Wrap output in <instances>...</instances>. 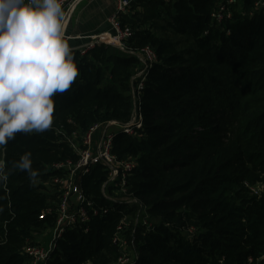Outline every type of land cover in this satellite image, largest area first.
Listing matches in <instances>:
<instances>
[{
	"label": "trees",
	"instance_id": "trees-1",
	"mask_svg": "<svg viewBox=\"0 0 264 264\" xmlns=\"http://www.w3.org/2000/svg\"><path fill=\"white\" fill-rule=\"evenodd\" d=\"M220 1L148 0L161 21L153 28L132 21L131 10L121 18L133 32L128 48L149 46L158 58L140 91L143 128L118 134L113 147L119 159L136 160L129 191L149 216L150 228H134L133 264H264V193L249 189L264 182V14H250L257 0H238L232 19L212 27ZM73 52L80 75L56 95L52 128L17 133L2 150L0 264H29L24 247L52 232L53 165L76 159L65 136L101 122L125 125L135 113L142 63L130 50L98 44ZM26 151L34 182L13 167ZM105 180L101 166L85 177L83 191L103 213L87 233L66 232L47 264L117 263V228L143 211L105 198Z\"/></svg>",
	"mask_w": 264,
	"mask_h": 264
},
{
	"label": "built area",
	"instance_id": "built-area-1",
	"mask_svg": "<svg viewBox=\"0 0 264 264\" xmlns=\"http://www.w3.org/2000/svg\"><path fill=\"white\" fill-rule=\"evenodd\" d=\"M95 0H62V9L65 13L63 19V28L69 25L72 15L83 3H92ZM135 0H114L115 10L108 17V28L104 31L96 33L93 41L88 42L82 47V54L98 44H107L121 50H130L140 62L144 64V69L137 75L139 83L137 84L135 97L137 106L132 120L128 124H120L116 121H108L94 124L88 131L82 134H72L65 136L66 141L70 144L76 154V159L53 165V169L58 174L53 176L51 182V193L57 197L55 206V226L52 230L53 239L49 248L43 245H27L23 249V254L29 259V264H47L52 258L57 248L59 240L68 231H81L87 233L89 231V223L94 216L103 213L97 208L93 201L90 200L83 191L82 183L85 177L89 176L95 166H101L107 173V180L102 184V192L104 197L108 198V189L117 193L115 202L126 204H138L140 212L145 214L147 221L144 224L149 225V216L145 211L142 202L133 196L129 191V179L138 167L134 159H119L113 152L114 140L120 133L127 136H138L139 131L143 128V120L141 111L140 91L143 89L144 82L150 67L157 61L156 52L149 46L141 49L128 48V41L133 36L130 27L123 26L121 18L126 15ZM172 1V0H166ZM238 3V0H221L216 10L212 14V27H221L225 21H229L233 17L232 7ZM264 14V0H257L251 11L254 13ZM114 126L115 129H110ZM110 129V130H109ZM50 211H44L46 216ZM106 213V209H104ZM125 217L117 228V232L113 238V244L116 245L121 252L116 264H133L135 257L127 252L126 247L129 245L125 236L127 224ZM134 244V239H133Z\"/></svg>",
	"mask_w": 264,
	"mask_h": 264
},
{
	"label": "clouds",
	"instance_id": "clouds-1",
	"mask_svg": "<svg viewBox=\"0 0 264 264\" xmlns=\"http://www.w3.org/2000/svg\"><path fill=\"white\" fill-rule=\"evenodd\" d=\"M62 0H0V183L8 180L3 148L17 133L53 126L55 97L80 75L63 32ZM32 153L13 165L34 182Z\"/></svg>",
	"mask_w": 264,
	"mask_h": 264
},
{
	"label": "rangeland",
	"instance_id": "rangeland-1",
	"mask_svg": "<svg viewBox=\"0 0 264 264\" xmlns=\"http://www.w3.org/2000/svg\"><path fill=\"white\" fill-rule=\"evenodd\" d=\"M240 7H242V6L240 5ZM151 9H152V7L149 4L148 0H144V2H142L141 0H136L132 9H130L131 14L134 16V20H132V21H134L135 23L137 22L139 25L141 24V22H146V24L151 26V27L153 25L155 27V25L157 26L158 24H161V21L158 18L154 17V14L151 12ZM78 11H79V8L72 15V18L69 21V25L71 24L74 17H76ZM96 13H97V11H96L94 6H92L91 8H88L87 11H85L84 13L81 14L80 21L82 20V22H83V23L81 22V24L84 25L87 21H89L91 18H93ZM82 15H84V18L82 17ZM76 25L80 26V24L78 22L76 23ZM154 32L157 33L158 35H162V33L157 31L156 29L154 30ZM63 34H64L65 38L68 40V43L70 44L72 49H77L81 45L82 42H86V44L88 42L90 43L91 41H93V37L95 35V34L91 33L90 36L88 35V37L82 36L83 39L78 40V42H76V41H72L71 39H68L69 35L65 32V30H64ZM83 40H85V41H83ZM141 69L142 70L144 69L143 63L139 67V70H141ZM111 128L113 130L115 129L114 126H111L110 129ZM199 132L202 134L205 132V130L201 128V129H199ZM249 189L253 195L260 196L264 193V182H258L257 184L252 185V186L250 185ZM107 196H108L109 200H111V201H115L117 199V197L122 198L121 196H118L117 193H114L113 191H111L109 189L107 191ZM145 221H147L145 214L140 213L137 215L136 214L131 215V217H129V220L127 222V224H129V226L127 227L128 230L127 229L126 230L129 231V229L130 230L132 229V231H131L132 233L130 232L131 234L126 238V239H128V242H129V245L126 247V250H127V252L132 254V258L136 257V249H135L134 244L132 242L134 237H135V235H134L135 229L134 228H136L137 226L143 225V223ZM52 239H53V233L52 232L44 234L42 236V239H41L43 247L49 248V245H50Z\"/></svg>",
	"mask_w": 264,
	"mask_h": 264
},
{
	"label": "crops",
	"instance_id": "crops-1",
	"mask_svg": "<svg viewBox=\"0 0 264 264\" xmlns=\"http://www.w3.org/2000/svg\"><path fill=\"white\" fill-rule=\"evenodd\" d=\"M92 6L95 7L97 13L93 18L82 25V20L80 21L81 14L87 11V9L91 8ZM114 10V0H95L90 4L87 2L83 3L79 7V11L77 12L76 17H74V19L72 20L71 24L64 28L65 32L69 35L68 39L78 42V40L83 39L82 36L88 37V35L90 36L91 33L96 34L101 32V27L105 23H107L108 17L114 12ZM82 17L84 18V15H82ZM77 22L80 24V26L76 25ZM85 45L86 42H82L78 48H82Z\"/></svg>",
	"mask_w": 264,
	"mask_h": 264
},
{
	"label": "water",
	"instance_id": "water-1",
	"mask_svg": "<svg viewBox=\"0 0 264 264\" xmlns=\"http://www.w3.org/2000/svg\"><path fill=\"white\" fill-rule=\"evenodd\" d=\"M107 27H108V23H105V24L101 27L100 31H101V32L104 31Z\"/></svg>",
	"mask_w": 264,
	"mask_h": 264
}]
</instances>
